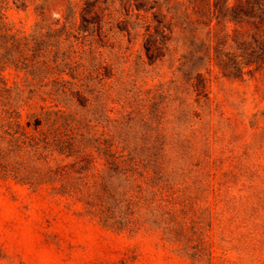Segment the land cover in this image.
Instances as JSON below:
<instances>
[{
    "label": "trees",
    "instance_id": "16d2710c",
    "mask_svg": "<svg viewBox=\"0 0 264 264\" xmlns=\"http://www.w3.org/2000/svg\"><path fill=\"white\" fill-rule=\"evenodd\" d=\"M10 7L33 10L32 32L4 21ZM132 57L138 69L167 66L170 78L142 92L151 104L128 97L124 78L117 126L126 129L91 133L74 108L114 78L112 59ZM49 67L57 88L43 84ZM8 68L23 74L22 85H9ZM263 68L264 0H0V179L46 185L109 229L150 224L171 235L181 201L155 135L164 117L178 108L201 119L214 71L243 80ZM137 124L141 149L131 148Z\"/></svg>",
    "mask_w": 264,
    "mask_h": 264
},
{
    "label": "rangeland",
    "instance_id": "374dc122",
    "mask_svg": "<svg viewBox=\"0 0 264 264\" xmlns=\"http://www.w3.org/2000/svg\"><path fill=\"white\" fill-rule=\"evenodd\" d=\"M5 16L25 34L36 21L31 8L10 7ZM131 60L112 59L114 78L94 87L85 109L74 108L91 133L118 137L126 129L117 126L126 114L124 78L127 96L139 93L140 104H151L144 90L170 78L167 66L138 69L136 57ZM2 74L11 86L24 83L13 68ZM43 75L47 89L60 86L50 67ZM208 92L201 119L177 108L155 134L167 155L165 178L181 201L171 222L176 234L150 224L109 229L86 215L80 202L46 185L34 190L0 179V264H264V68L243 80L214 71ZM142 133L137 124L131 148L144 146Z\"/></svg>",
    "mask_w": 264,
    "mask_h": 264
}]
</instances>
